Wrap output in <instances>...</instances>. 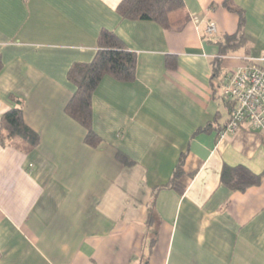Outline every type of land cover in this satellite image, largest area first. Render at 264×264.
Wrapping results in <instances>:
<instances>
[{
  "label": "crops",
  "instance_id": "0c3cea01",
  "mask_svg": "<svg viewBox=\"0 0 264 264\" xmlns=\"http://www.w3.org/2000/svg\"><path fill=\"white\" fill-rule=\"evenodd\" d=\"M121 1L0 0V118L13 96L39 136L29 154L0 146V264H264V175L244 192L220 182L224 167L264 172V133L217 135L226 76L264 57V0H231L245 41L215 74L217 41L238 31L224 0H183L179 30L122 19ZM104 30L136 66L93 92L90 146L65 113L67 73Z\"/></svg>",
  "mask_w": 264,
  "mask_h": 264
},
{
  "label": "trees",
  "instance_id": "16d2710c",
  "mask_svg": "<svg viewBox=\"0 0 264 264\" xmlns=\"http://www.w3.org/2000/svg\"><path fill=\"white\" fill-rule=\"evenodd\" d=\"M223 6L238 15V31L235 35L224 36L217 41L219 52L211 61L214 74L218 71L221 57L240 47L245 41L242 33L243 12L231 0H224ZM117 12L122 19L153 21L166 30H179L188 21L183 0H122ZM135 66V54L128 51L114 33L104 30L99 35L93 60L85 64L75 63L69 68L67 79L74 86V93L66 104L65 113L84 128L86 144L94 146L100 141L91 127V99L96 87L105 76L119 82H131L134 79ZM1 69L0 58V71ZM9 100L11 107L0 118V146L29 154L38 146L39 136L24 122L22 102L13 96ZM180 167L181 164L176 167L169 185L176 183L175 177L178 176ZM263 175L264 172L254 174L242 166L224 167L220 182L232 192H244L259 185Z\"/></svg>",
  "mask_w": 264,
  "mask_h": 264
},
{
  "label": "built area",
  "instance_id": "2783aa9c",
  "mask_svg": "<svg viewBox=\"0 0 264 264\" xmlns=\"http://www.w3.org/2000/svg\"><path fill=\"white\" fill-rule=\"evenodd\" d=\"M216 33L215 24L208 23L204 34L212 36ZM221 94L229 106V116L225 126L218 131L219 138L244 127L264 133V57L230 72Z\"/></svg>",
  "mask_w": 264,
  "mask_h": 264
}]
</instances>
